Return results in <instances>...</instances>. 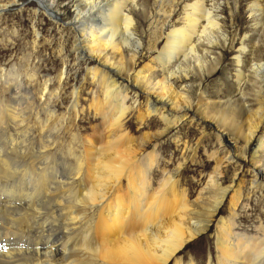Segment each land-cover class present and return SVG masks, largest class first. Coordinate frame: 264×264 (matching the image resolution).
Masks as SVG:
<instances>
[{
  "label": "bare ground",
  "instance_id": "1",
  "mask_svg": "<svg viewBox=\"0 0 264 264\" xmlns=\"http://www.w3.org/2000/svg\"><path fill=\"white\" fill-rule=\"evenodd\" d=\"M39 1L46 5L49 17L60 19V0ZM179 1L173 0L169 6L166 16L170 22L181 6ZM215 1L196 0L187 5L184 25L169 32L157 52L166 78L157 83L160 92L145 94L144 110L135 98L143 93L138 85H132L131 76L124 78L106 57L109 52L121 54L124 46L134 45L133 62L137 65L143 59V43L136 38L131 13L138 0H81V6L75 5L78 15L68 24L76 34L75 53L99 90L88 91L89 97L84 99L81 86L75 84L68 108L79 115L87 106L104 125L95 139L70 121L77 133L68 155L64 152L60 159L54 151L62 129L53 127L49 132V125L57 116L51 105L60 99L68 68L61 72L56 91L51 89V81L38 83L34 74L23 81L20 74L11 76L0 70V92L10 94V98L0 97V264H264V223L253 226L255 234L237 231L240 209L249 208L244 195L234 192L237 174L228 188L219 190L214 202L208 201V214L215 219L214 237L208 243L203 237L208 228L204 221L193 218L187 189L177 177L164 173L155 187L151 172L157 163L142 154L143 144L153 135L150 119L156 117L161 122L160 133L171 132L180 124L179 114L191 110L190 104L169 92L167 72L179 57L187 61L197 55L205 42L214 47L216 43L209 39L222 34L224 27ZM247 1L252 22L261 31V60L251 65L259 104L248 119L243 148L256 144L255 148L263 151L264 0ZM8 7L0 3V11ZM240 49L247 50L243 43ZM236 59L241 65V55ZM177 67L183 71L182 65ZM238 75L245 78L240 68ZM28 83L37 87L39 96L30 91ZM199 122L204 125V121ZM135 129L142 135L139 141L133 139ZM225 137L218 132L220 146L228 151L225 163L244 169L240 143ZM186 149L188 145L183 142L182 156ZM185 160L177 165L179 170ZM257 162L249 192L264 190V170ZM222 175L219 163L208 184L221 185ZM228 198L227 219L220 210Z\"/></svg>",
  "mask_w": 264,
  "mask_h": 264
},
{
  "label": "rangeland",
  "instance_id": "2",
  "mask_svg": "<svg viewBox=\"0 0 264 264\" xmlns=\"http://www.w3.org/2000/svg\"><path fill=\"white\" fill-rule=\"evenodd\" d=\"M172 1L138 0L137 5H132L131 13L136 22V38L143 43L141 50L145 53L139 64L133 62L134 45L124 46L121 54L109 52L106 55L121 71L124 78L131 76V84L138 85L143 92L135 97L138 98L142 110L146 106L145 94L148 91L160 92L157 83L164 82L166 78L160 68L162 66L157 58V52L162 50L169 32L184 25L186 6L196 0H180L181 6L170 22L166 15ZM0 3L9 5L4 11H0V70L4 69L11 76L20 74L23 81L30 74H34L38 83L51 81V89L56 91L59 89L58 78L62 77L61 72L65 67L68 68L69 73L63 78L64 90L60 99L54 100L51 105L57 116L49 125V132L53 127L62 129L57 138L58 146L54 151L56 158L60 159L61 154L68 155L69 147L77 133L70 121L78 125L79 131L95 139L104 125V122L99 117H95L94 112L87 106L86 111L79 115L68 108L71 101L70 91L75 84L81 86L84 99L89 97L88 91L99 90V87L85 74L84 63L76 56V34L71 25H68L77 17L75 7L81 6L82 2L60 0L59 20L49 17L45 13L46 5L41 6L39 0H0ZM248 3L247 0L214 2L224 26L222 34L217 33L214 39H209L210 42L216 43L214 47H209L205 42L198 48L197 55H192L187 61L183 60V56L179 57L173 63L172 69L167 72L169 78L166 83L171 86L169 92L173 91V95L183 103L190 104L191 110L179 114L180 124L171 132L160 133L158 129L161 127V122L156 117L150 119V132L153 135L143 144L142 154L157 163L151 172L154 186L158 185L164 174L178 178L180 185L187 189L193 204V218L204 221L208 228L203 236L207 237L208 243L214 237L215 223L214 217L208 214L211 210L208 201L214 202V198L220 193L219 190L230 186L235 174L237 178L234 192L240 191L244 195V203L247 202L249 207L243 211L240 209L237 231L247 230L248 233L255 234L253 226L258 225L259 222L264 223V190L249 192L253 179L252 171L256 165L254 162L258 160L257 165L264 170V150L256 149V144L243 148L248 119L253 113L255 114L259 104L251 65L261 60V52H259L261 31L256 22H252ZM208 7L213 6L208 4ZM242 43L246 46V51H241ZM239 55H241V65L236 63V57ZM178 65H182L183 71L179 70ZM239 68L244 72L243 79H239ZM176 69L179 70L178 73L172 76L170 72ZM32 90L36 96H39L34 84L30 87V91ZM36 96L32 99L35 104ZM0 97L10 98V94L8 91L0 92ZM130 102L131 100L128 101ZM83 105L86 103L84 102ZM67 109L63 121L62 117ZM68 114L71 120L68 119ZM189 117L192 119L189 120ZM199 120L204 121V125H201ZM215 127L218 131L214 130ZM136 131L135 129L132 133L133 139L139 141L142 135ZM218 132L223 134L224 138L227 135L230 141L240 143L238 152L245 157L244 169L238 170L232 163H225L228 151L220 146ZM262 135H264L263 128ZM109 139H113V135ZM176 139L180 140L179 144L176 143ZM183 142L187 143L188 149L183 151L182 156ZM213 153L216 155L212 156ZM182 158L186 160L179 170L177 165L182 163ZM219 163L222 165L223 175L219 178L222 184L210 185L207 179ZM200 193H202L201 201H198ZM231 195L232 191L229 198ZM229 198L220 210L221 216L227 219L230 217Z\"/></svg>",
  "mask_w": 264,
  "mask_h": 264
}]
</instances>
